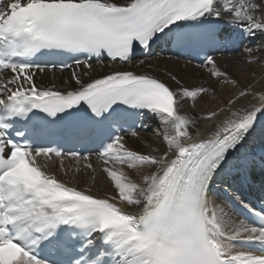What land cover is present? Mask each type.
<instances>
[{
    "label": "snow or ice",
    "instance_id": "1",
    "mask_svg": "<svg viewBox=\"0 0 264 264\" xmlns=\"http://www.w3.org/2000/svg\"><path fill=\"white\" fill-rule=\"evenodd\" d=\"M157 50L199 59L200 82L135 70ZM145 113L162 147L141 151ZM257 173L264 0H0V264H264Z\"/></svg>",
    "mask_w": 264,
    "mask_h": 264
},
{
    "label": "bare ground",
    "instance_id": "2",
    "mask_svg": "<svg viewBox=\"0 0 264 264\" xmlns=\"http://www.w3.org/2000/svg\"><path fill=\"white\" fill-rule=\"evenodd\" d=\"M259 43H260L259 40L256 41L255 43H253L250 40H244L243 41V44H246L245 47H252V48H255L256 45ZM241 47H242V45H241ZM216 57L222 64L232 65L233 69H236V64H235L236 60H239L241 64L244 63V58L239 53H232V54L225 53L221 56L216 54ZM144 59L146 60V65L152 64V65H154V67L152 69H147L146 66H145V68H141V67L137 66V68L135 70H137V71L149 70V71H152L154 74L159 75L166 80H167V77L165 76V73L168 71H171L173 74L177 75L178 78H182L186 85L199 83L200 78L203 75V70L198 69L196 67L197 63L186 64V60L179 59V58L172 56V55H167L164 51L161 52V51L157 50L156 52H154L153 56H151L149 58H144ZM105 64H107V61H105ZM116 67H122V66L116 65ZM252 69H254L257 73L260 72V68L256 65H253ZM107 70H108L107 68L104 69V71H107ZM55 72H57V71H55ZM52 73L53 72H47L42 76L38 75L37 76V83L39 84V83L43 82L44 84H48L49 82H52L54 80V82L57 85H59L61 80L67 78L70 75V73L67 71H65L61 76L60 75H54ZM101 74H102V72H101L100 68L97 67V71L94 73V75H101ZM236 74L239 75L238 69H236ZM246 75H247V73H246ZM249 78L251 79L252 77L249 76ZM169 83H172V82L169 81ZM186 107H187V105H186ZM202 107H204V105L199 104L194 111L200 112ZM145 124L149 125V128L141 130L140 138L138 140H136V141L135 140H128L129 146H131L137 150H141V151H147V150H149V147H162V142L159 139L158 133H156L157 130H154V132H152L153 131L152 128L155 127L156 129H158L159 125H158V122L151 116V114H148V113L145 114ZM260 147H261L260 135L258 132L257 134H255L253 139L250 140L249 144L246 145L245 151L246 152H253V151L256 152ZM92 159H93V163L97 167H99L98 161L95 160V158H93V157H92ZM80 180H81L82 184H84L85 182L90 183L89 177L86 175H81ZM103 183H104L103 177L101 176L98 178L97 186L99 187ZM258 184H259V179H258V173H257L255 179L248 182L244 186L245 187L253 186V188L256 189ZM234 215L239 217L235 212H234ZM244 247H249V246L244 245Z\"/></svg>",
    "mask_w": 264,
    "mask_h": 264
},
{
    "label": "rangeland",
    "instance_id": "3",
    "mask_svg": "<svg viewBox=\"0 0 264 264\" xmlns=\"http://www.w3.org/2000/svg\"><path fill=\"white\" fill-rule=\"evenodd\" d=\"M258 41V40H257ZM246 46V44H242V47H245ZM219 56H221V54L219 55ZM52 74H54V75H62V74H59V72H54V73H52ZM152 132H154V130H157L155 127L154 128H152ZM156 132V131H155ZM157 133V132H156ZM160 139V138H159ZM128 140H138V139H136V138H128ZM94 158V157H93ZM96 160V159H95Z\"/></svg>",
    "mask_w": 264,
    "mask_h": 264
}]
</instances>
